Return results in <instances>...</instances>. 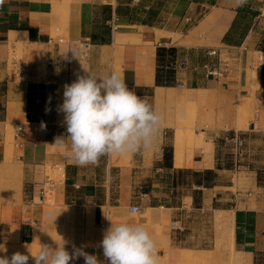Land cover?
Returning <instances> with one entry per match:
<instances>
[{
    "label": "crops",
    "instance_id": "crops-1",
    "mask_svg": "<svg viewBox=\"0 0 264 264\" xmlns=\"http://www.w3.org/2000/svg\"><path fill=\"white\" fill-rule=\"evenodd\" d=\"M257 1L264 0H140V7H134V0H6L0 7V176L9 175L15 182L16 186L11 188L16 191L8 197L17 202L9 217L0 218V239L10 244L13 239L20 244L33 241L45 215L44 206H41L45 201L37 204L35 200L46 184L54 190L55 205L63 211L71 210L78 224L82 221L79 218L83 212L89 213L96 224L102 208L128 213L132 205L139 203L140 197L132 196V176L138 174L166 171L172 175L170 185L173 191L179 187L178 173H191V177L198 173L197 182L191 178L182 186L202 192V204L199 205L215 206L221 201L218 195L235 188L239 170L255 173L250 149L244 150L239 166H230V159H234L232 151L227 154L225 148L229 146L221 140L228 135L223 132L228 124L207 132L208 154L195 148L185 153L184 139L178 133L176 146L173 143L170 146L171 152L166 141L172 134L165 115V111L170 110L163 101L167 98L166 93L174 87L157 86L156 80L158 68L173 69L177 84H184L197 96H214L219 110H234L238 98L246 93V68L253 66L250 52L243 50L256 48L264 56V49L258 51L260 47L256 44L247 45L250 33L237 46L224 43V38L232 28L238 32L243 10L248 6L253 9ZM147 5L151 8L149 13L145 10ZM105 7L111 8L110 15L104 12ZM118 10L129 13L122 16L117 13ZM117 14L118 30H110L108 43L96 44L95 33L103 30ZM137 16L142 19L148 16L153 22L135 20ZM60 39L93 42L89 62L83 71L74 69L75 58L69 50L76 49L57 44ZM11 46L20 47L22 52L20 59L14 54L12 63L9 54ZM214 49L223 61L228 58L225 64L229 75L221 81L204 76V66L217 61V58L207 55L209 50ZM160 50H164L161 67ZM240 52L241 57L238 56ZM184 59L188 60L189 67L175 69L176 63ZM86 71L97 77L113 71L119 73L137 96L146 98L149 103L154 99L153 107L163 117L153 146L130 153L128 166L115 155L102 157L96 165L82 166L65 156L64 150L54 144L56 137L67 134L63 124L64 114L57 110L63 102L64 85L71 84L78 74L85 75ZM260 78L261 90L255 95L262 101L264 63ZM216 82L227 86H219ZM160 91L165 93L162 101L157 100ZM161 102L163 104H159ZM46 107L50 111L46 112ZM41 122L46 128H41ZM17 126L24 127L22 147H18L14 140ZM230 131H234L233 128ZM250 131L256 133V126ZM48 165L63 167L59 179L63 181L49 183V179L41 177V169ZM145 168L151 171H143ZM209 172L212 173L210 179L205 180ZM174 173H177L176 178ZM118 177L120 180H117ZM142 188L146 192L140 194L141 200L154 202L158 201V195H154L153 189H164L159 183ZM212 191L215 194L208 197ZM231 195L235 198L230 203L236 204L218 211L234 214L235 250L251 255L252 264L264 262V197L259 201L249 198L240 206L239 195ZM185 199L191 200L192 204L195 202L190 196L183 197L182 202ZM157 208V205L148 207L149 210ZM153 220L155 216L152 215L150 221ZM144 222H147L144 218L138 221L140 224ZM75 235L79 236L83 247L94 248L98 259L105 261L100 247L103 235L98 232L89 234L83 226Z\"/></svg>",
    "mask_w": 264,
    "mask_h": 264
},
{
    "label": "rangeland",
    "instance_id": "rangeland-1",
    "mask_svg": "<svg viewBox=\"0 0 264 264\" xmlns=\"http://www.w3.org/2000/svg\"><path fill=\"white\" fill-rule=\"evenodd\" d=\"M140 5L141 3H135L134 7H140ZM249 8L250 6L243 10L238 32H235L236 35L233 38L239 42L250 33L251 38L248 40L247 45L256 44L255 46L260 47L258 51H261L264 49V1H257L253 9ZM124 9H130V7H124ZM128 13L129 11L126 12V15ZM135 20L151 21L152 19H149L148 16L143 19L137 16ZM54 36L57 35L54 33ZM256 39H258L257 42ZM249 50H243V52H250L249 56L253 59V66L246 68L248 80L247 87L245 88L246 93H243L242 97L238 98L234 110H219L218 102L214 96H197L193 92H190L188 88L179 89L176 84L174 88H178L177 91L172 92V94H166L167 98H165L163 103L170 110L165 111V115L167 116V119H165L172 134V137L169 138L168 136L166 141L171 152L172 147L170 146H172V143L176 146L178 133L184 139L183 149L185 153L195 148L208 154L210 145L206 144V140H209L207 132L221 128L222 124H228L227 128L224 127L226 131L223 132L229 135L237 131L241 134L245 140L244 150L250 149L252 154L250 161H252V165L255 167V173L251 174L250 171L245 169L239 170L240 174L236 173L235 177V188L225 191L221 196L218 195L221 201L220 203H216L215 206L199 205L200 203L202 204V192L192 190L191 187L182 186V183H186V180L190 181L191 178H195V176L191 177V173H178V176L177 173H174L175 178L176 176L178 177L179 187L173 191H171L170 185L172 175L166 173V171L159 172L158 174L152 172L138 174L132 176V182H134L132 185V188H134L132 189V196L136 198L140 197L138 199L139 203L136 204L142 209L140 214H131L129 211L126 213L122 210L117 212L106 207L99 210L96 224L91 220L89 213H81V218L79 219L82 221L79 223L80 225L76 222L71 210L63 211L62 208L55 205L54 190L50 184H47L45 185L46 200L41 205L44 206L45 210L44 223L36 229L37 233H35L31 242L33 248L37 247L40 243L54 244V241L62 242L63 238L67 242L66 247L71 251L73 245L83 247L81 239L75 235L81 226L89 234L98 232L100 235H104V232L110 227L111 221L113 223L124 221L138 223L141 218H144L147 222H144L145 224L143 225L149 230L156 243L159 264H231L228 245L231 235L234 234L232 229L234 214L233 212H220L218 209L226 208L230 204H236L230 203L231 199L235 198L234 195L230 196L232 193L239 195L240 206H243L249 198L259 201L264 197V100L259 101L260 98L258 99L255 95V92H260L261 90L260 69L264 60H259L261 54L257 52L256 48ZM9 54L10 63H12L14 54H16L15 56L18 59L22 58L20 47L15 48L11 46ZM241 55L242 53L240 52L238 56L241 57ZM225 60L227 61L228 58H224V62ZM75 62V70L83 71L86 68V64L82 61L75 58ZM216 83L218 84V82ZM218 85L227 86L225 83ZM180 97H185V100ZM174 99L179 102L180 106ZM150 104L152 107L155 105L154 99L151 100ZM255 126L256 133H251L250 130H253ZM231 128L234 131H230ZM230 149V147L225 148L227 154L232 151ZM115 157H120L121 163L128 166L130 153L117 154ZM230 160V166L234 167L235 163L233 159ZM241 165L243 166V163ZM61 168L63 167L48 165L41 169V177L46 179L48 177L50 179L49 183L54 182L58 184L59 181H63L59 180L62 177ZM136 170L138 171V169ZM147 170L151 171L149 168H145L143 171ZM11 179L9 175L0 178V204L3 203L2 206L0 205V218L9 217L17 202L12 197H8L9 194H14L16 191L11 188L16 186L15 182ZM117 180H120V177ZM156 183L162 184L164 187V189H153L154 195H158L156 197L158 201L141 200L143 198L140 194L146 192L142 187ZM229 184L233 186V184ZM208 194V197H211L215 194V191ZM251 194L254 195V198L250 196ZM186 196L193 197L195 200L194 204L188 199L182 202V198ZM35 202L40 204L39 195H37ZM150 205H157L158 208L156 210H149L148 207ZM177 207L184 208L173 209ZM152 215L155 216V220L150 221V216ZM101 220L103 221L102 224H100ZM173 220L181 222L183 228L181 233H174L170 230ZM31 243L20 244L13 239V242L10 244L7 240L0 239V248L3 247L5 249V251H0V256L7 255L11 257L17 251L26 253L27 249L25 245ZM69 244L71 245L70 247L67 246ZM84 250L96 255L94 248L84 247ZM174 254L179 255L180 258L177 260L171 259V256ZM29 264H33L31 259L29 260ZM70 264H84V260L81 257L78 260L70 262ZM255 264H264V262L258 261Z\"/></svg>",
    "mask_w": 264,
    "mask_h": 264
},
{
    "label": "clouds",
    "instance_id": "clouds-1",
    "mask_svg": "<svg viewBox=\"0 0 264 264\" xmlns=\"http://www.w3.org/2000/svg\"><path fill=\"white\" fill-rule=\"evenodd\" d=\"M5 3L0 0V7ZM69 51L80 61L76 50ZM45 111L50 109L46 107ZM58 111L64 114L67 134L56 137L54 144L82 166L96 165L105 156L152 147L163 120L148 100L130 90L115 71L100 77L88 71L78 74L71 84L64 85ZM41 128H46L44 122ZM54 242L40 243L35 248L32 243L25 245L26 253L0 256V264H29L30 259L33 264H70L81 257L84 264H159L156 243L143 224L111 221L100 242L105 261L84 247L73 245L69 251L63 238L62 242Z\"/></svg>",
    "mask_w": 264,
    "mask_h": 264
},
{
    "label": "built area",
    "instance_id": "built-area-1",
    "mask_svg": "<svg viewBox=\"0 0 264 264\" xmlns=\"http://www.w3.org/2000/svg\"><path fill=\"white\" fill-rule=\"evenodd\" d=\"M135 3H139L140 0H134ZM151 8L149 5L145 6V10L149 11ZM118 17L114 16L110 21L107 22V26L110 28L112 32H115L118 30ZM57 44H63V45H68L72 46L77 50V53L79 54V59L82 61L84 64H87L89 62V57H90V52L93 46V42L91 40H85V41H72V42H67L63 39H60L57 41ZM261 56L259 57L260 61H263V54L260 53ZM207 55L210 58H217V61L212 64H207L204 66V76L207 79H215L218 81H221L223 79H226L228 77V67L226 66V62H224L220 55L218 54V51L216 49L214 50H209L207 52ZM189 67V62L188 60H182L175 65V69H186ZM178 87L185 88L184 84H178ZM24 138V127L23 126H17L15 128V133H14V140L17 142L18 147H22L21 140ZM223 142L229 146L232 149V154H233V160L235 165L240 164V159L243 158L244 156V147H245V140L242 138L241 134L238 132H234L232 134L227 135L224 137ZM47 179H49L47 177ZM50 181V179H49ZM47 185V184H46ZM79 188V187H76ZM46 200V188L45 185L40 190V195H39V201L40 203H43ZM141 207L138 205H132L129 208V212L131 214H140L141 213ZM170 230L174 233H181L183 231V228L181 226V222L178 220H173L171 222Z\"/></svg>",
    "mask_w": 264,
    "mask_h": 264
},
{
    "label": "trees",
    "instance_id": "trees-1",
    "mask_svg": "<svg viewBox=\"0 0 264 264\" xmlns=\"http://www.w3.org/2000/svg\"><path fill=\"white\" fill-rule=\"evenodd\" d=\"M104 12H106L107 15H110L111 14V8L110 7H105L104 8ZM117 13L119 14H122L123 15H126V12L123 13L121 10L117 11ZM117 14V15H118ZM118 19H119V15L117 16ZM142 22L144 23H147L149 21H145V20H142ZM105 26L103 28V30H99L95 33L94 35V41L96 44H105V43H108L110 41V29ZM234 28H235V25H234ZM237 31V30H236ZM235 30L233 31V28H232V31H230L226 37L224 38V43L228 44V45H233V46H237L240 41H242L243 39H241L239 42H237L236 40H234L233 37H235ZM173 52V49L171 50ZM163 52L164 50H160L159 51V57H160V67H161V61H162V57H163ZM174 73L175 71L173 69H168V70H164V69H161V68H158V72H157V80H156V84L157 86H163V87H174L175 84L178 85L175 80H174ZM211 172L207 173L206 174V177H205V180H209L210 179V176H211ZM200 174L198 173H194V176H195V180L196 182L198 181L199 179V176Z\"/></svg>",
    "mask_w": 264,
    "mask_h": 264
},
{
    "label": "bare ground",
    "instance_id": "bare-ground-1",
    "mask_svg": "<svg viewBox=\"0 0 264 264\" xmlns=\"http://www.w3.org/2000/svg\"><path fill=\"white\" fill-rule=\"evenodd\" d=\"M60 14V13H59ZM60 16H62V15H60ZM53 33V32H52ZM179 89H184V88H181V87H178ZM178 88H171L172 90L170 91V92H168V93H166L167 95L169 94V93H171L172 94V92H176L177 91V89ZM162 90V89H161ZM164 92L163 91H160L159 92V94H158V97H157V100L158 101H162L163 99H164ZM174 94V93H173ZM170 97V96H169ZM168 97V98H169ZM183 97V96H182ZM182 97H180L181 99H184L185 100V97L184 98H182ZM169 100H171V99H169ZM175 100V99H174ZM176 101V100H175ZM177 102V101H176ZM178 103V105H179V102H177ZM176 103V104H177ZM175 104V105H176ZM180 106V105H179ZM58 110V109H57ZM113 210H116V209H113ZM115 219V218H114ZM232 229H234V221H233V224H232ZM229 249H230V255H231V264H252V260H251V255H245V253H239L238 251H236L235 250V247H234V234H232L231 235V240H230V243H229ZM227 248V247H226ZM226 250V249H225ZM180 258V256L179 255H172L171 256V259H173V260H177V259H179Z\"/></svg>",
    "mask_w": 264,
    "mask_h": 264
}]
</instances>
